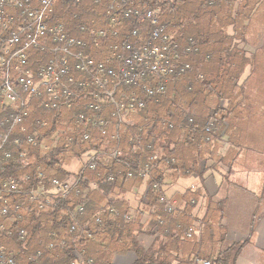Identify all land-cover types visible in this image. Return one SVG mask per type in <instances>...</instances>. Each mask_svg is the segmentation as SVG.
Returning a JSON list of instances; mask_svg holds the SVG:
<instances>
[{
  "label": "trees",
  "instance_id": "obj_1",
  "mask_svg": "<svg viewBox=\"0 0 264 264\" xmlns=\"http://www.w3.org/2000/svg\"><path fill=\"white\" fill-rule=\"evenodd\" d=\"M210 1L181 0L175 11L168 7L165 9L162 21L170 24L169 31L175 39L182 44H186L190 38L198 40V50L188 58L194 69L176 83H170L168 94L158 102L148 98L139 87L135 89L138 96L145 99L146 107L128 117L122 130L119 158L101 160L95 171L87 169V182L83 184L82 192L72 194L54 211L35 209L29 204L17 225L29 232L26 246L21 244L16 233L9 236L0 232V247L13 254L17 262L72 264L78 258L76 249L58 246L51 249L48 244L76 236L70 230V211L84 202V213L79 216L83 223L90 222L93 237L81 239L77 245L85 250L84 256L92 259L94 264H195L197 259L202 258L211 260L212 264H236L248 239L234 242L223 249L227 235V228L223 224L225 201H214L201 187L196 190L188 188L170 197L186 201L185 208L169 213L153 188L154 181L170 184L185 174L197 173L202 180L213 165L227 163L229 157L227 159L226 155L219 154L223 135L229 134L233 146L240 144L244 110L238 108L244 99L248 80L239 83L247 65L253 64L254 60L246 56L237 41H248L252 29L250 18L254 10L247 6L251 0H243L238 9L236 0ZM152 3L153 0L139 1L140 5L149 6ZM105 13V4H99L96 0H83L78 6L59 2L49 24H63L69 34L87 42L85 52L89 56L105 60L112 52L110 46L114 41L108 39L97 46L88 33L93 28L104 27ZM135 27L137 19H124L119 40L137 43V37L132 34ZM141 35L142 40H146L147 31ZM48 60L47 54L35 51L30 67L36 69ZM199 69L204 78L198 80ZM123 90L129 92L133 89L124 87ZM224 99L229 100L226 107L221 106ZM84 106L82 103L74 109L62 107L48 112L39 101H35L31 118L26 123L28 130L33 131L31 125L38 119L47 120L49 126L43 128L42 133L50 145L57 138L58 145L46 149L40 145V140L35 145L23 142L27 157L24 162L13 161L1 169L0 183L13 177L26 188H31L39 184L41 174L48 183L54 177H75L79 173L65 169V164L80 161L82 170L81 161L86 152L111 147L113 106L105 103L103 111L99 113L109 122L107 134L96 129L91 140H85L74 124V114L84 110ZM181 106L189 111L192 123L189 124L183 116ZM4 112L0 109V114ZM212 116L217 120V131L209 141L206 140L204 124ZM21 133L18 130L17 134ZM146 165L154 169L151 179L137 174ZM130 172L135 175L130 177ZM112 173L116 178L110 183L107 177ZM26 176H29L27 181ZM144 184L147 185L145 193L141 195L139 205L134 207L129 193L139 191ZM25 198L13 196L11 204L24 202ZM202 198H205L206 211L201 219L202 225L198 226L201 232L189 236L190 228H197L193 216L194 204ZM143 233L153 238L152 244L136 249V243ZM41 249L44 255L39 262L27 260L29 253Z\"/></svg>",
  "mask_w": 264,
  "mask_h": 264
},
{
  "label": "built area",
  "instance_id": "obj_2",
  "mask_svg": "<svg viewBox=\"0 0 264 264\" xmlns=\"http://www.w3.org/2000/svg\"><path fill=\"white\" fill-rule=\"evenodd\" d=\"M139 1L96 0L99 4H105V25L88 30V33L97 46L108 39L114 41L110 46V56L98 60L85 52L88 46L85 40L69 34L61 23L49 24L59 2L78 6L83 0H0V109L5 111L0 114V170L10 162H24L28 152L23 149V142L35 145L40 140V145L46 149L58 145L57 138L51 145L43 144L45 137L42 130L49 126L47 120L38 119L31 125L33 131L28 130L26 123L31 118L35 101H39L48 112L62 107L74 109L84 103V110L75 113L73 118L76 129L83 133L85 140H91L96 129L107 134L109 122L99 113L103 111L105 103L113 106L111 147L86 152L81 161L82 170L77 176L66 179L54 177L48 183L41 174L39 184L31 188H26L13 177L0 183V232L9 236L16 233L23 246L29 242V232L17 225L29 204L35 209L54 211L72 194L82 192V186L87 182V169L95 171L101 160L119 158L122 130L128 117L146 107L145 99L139 97L135 89L139 87L148 98L158 102L168 94L170 83H176L194 69L187 57L198 50V40L190 38L182 45L169 31L170 24L162 21L165 9L168 7L175 11L181 0H153L149 6L140 5ZM124 19H137V27L132 31L137 43L119 40ZM145 31L148 36L142 40L141 34ZM35 51L47 54L49 60L33 69L30 62ZM202 78L204 75L198 73L197 79ZM124 87H132L133 90L125 92ZM222 102L224 104L225 100ZM182 111L187 122L192 123L189 111L184 107ZM216 121L212 116L205 122L206 140L212 141L216 134ZM18 130L24 133L23 136L22 133L17 134ZM221 138V154L225 156L224 149L231 143L228 135ZM69 139L72 140V137ZM152 171L153 167L146 165L137 174L148 178ZM134 175V172L129 173L130 177ZM115 178L112 173L107 181L112 183ZM27 180L29 176L25 177ZM153 188L167 212L178 211L177 202L170 199L161 182L154 181ZM13 196L26 198L24 202L12 205ZM84 210L83 202L70 211V230L76 233L75 237L48 244L51 249L57 246L76 249L78 258L72 264H94L92 259L84 256L85 250L77 245L81 239L93 237L90 222L83 223L80 219L79 215ZM200 232L201 229L193 227L188 235ZM43 255L41 249L29 253L27 260L36 263ZM0 264L20 263L1 246ZM196 264H212V261L202 258L197 259Z\"/></svg>",
  "mask_w": 264,
  "mask_h": 264
},
{
  "label": "crops",
  "instance_id": "obj_3",
  "mask_svg": "<svg viewBox=\"0 0 264 264\" xmlns=\"http://www.w3.org/2000/svg\"><path fill=\"white\" fill-rule=\"evenodd\" d=\"M243 0H236V8ZM252 7L254 12H264V0H251L248 5ZM264 16V15H263ZM261 27L264 26V17L258 20ZM253 26V25H252ZM231 31V29H229ZM258 38V37H257ZM239 48L246 52L248 58H255V65L258 72L257 76V88L264 89V42L263 39H256L251 42L249 37L248 41L238 40ZM248 64L247 66H251ZM247 88V86H246ZM245 100V99H244ZM247 117L244 116L243 122L246 123ZM246 120V121H245ZM242 122V123H243ZM251 124V122H249ZM253 126V125H252ZM242 131L243 127H242ZM242 131L240 133H242ZM229 137V134H227ZM240 140L241 137L239 136ZM230 139V137H229ZM232 144V139H231ZM241 144V141H240ZM239 144V145H240ZM235 150L228 151V157L231 156V160L228 159L226 164L220 163L218 168H211L208 171L207 177L199 185L195 186L190 184L191 178L196 181V177L193 175L188 177V188H200L204 193H208L214 201H225V217L223 223L228 228L225 242L223 243V249L229 247L234 242H243L248 239L245 247L240 252V256L236 264H264V179L262 172L255 169L253 166H246L248 169L239 166L242 162L243 155L249 150H238L239 146H233ZM227 157V158H228ZM225 170L227 172H225ZM181 183H174L172 185L173 194L180 189ZM185 189V187H183ZM182 189V188H181ZM195 202V201H194ZM202 210L199 208L194 210L196 217L195 224L201 225V219L205 215V198H202ZM200 202V204H201ZM199 204V205H200ZM254 230V234L252 232ZM147 243L145 247H149L152 244L153 238L147 237ZM141 241V238L139 239Z\"/></svg>",
  "mask_w": 264,
  "mask_h": 264
},
{
  "label": "rangeland",
  "instance_id": "obj_4",
  "mask_svg": "<svg viewBox=\"0 0 264 264\" xmlns=\"http://www.w3.org/2000/svg\"><path fill=\"white\" fill-rule=\"evenodd\" d=\"M263 15H264V12H258V10H257L255 12H253V14L250 18L251 25H253V26H252L251 32L248 36H249V39L251 42H253L255 40V38L256 39L262 38L263 42H264V26L261 27L259 22H258L259 18L262 19L264 17ZM182 45H185V44H182ZM193 55L188 56L187 59L192 57ZM253 60H254L253 64L249 67L248 66L246 67V69L243 72V75L240 79V83H239V84H242V82H244L245 79L248 80L247 84H246L247 88L245 87L246 91H245L244 96H243V98L245 100L244 99L242 100V103L240 104L238 109L244 110V116L252 115V117H247L246 120H248V121L245 120L246 123L245 122L242 123L244 131H242V133L239 135L241 137V140H240L241 144L239 145L238 150H243V152L245 153V149H247V150H249V152H248L249 155L247 153H245L243 155L242 162L239 164V166H242V167L248 169L246 166V163H247L248 165L253 166V168H255V169L258 168V171L262 172V174H263L262 178L264 179V89L263 88H257L258 72H257L256 65H255L256 59L254 57H253ZM189 62L191 63V65L193 67V63L191 61H189ZM198 73H202L200 71V69H199ZM262 75H264V74H262ZM237 90H238V87H236L235 91H237ZM228 103H229V100L226 99L224 104H223V102H221V106L226 107V105H228ZM249 122H251V124H249ZM230 143H231V140H230ZM43 144L50 145L48 143V140H46V139L44 140ZM231 145H229L227 149H224L226 156L228 155V151H230V148H232ZM222 146H223V144H222ZM221 148H223V147H221ZM221 148H220L219 154H221ZM234 150L235 149L232 148V151H234ZM231 156H233V155H231ZM231 156L229 155V160L232 159ZM224 164H226V163H224ZM80 166L81 165H80L79 161H73L72 164L71 163H69L68 165L65 164L63 167L65 169L77 174L80 171V168H81ZM208 166H210V163ZM216 166H217L216 164L213 165V169L216 168ZM225 172H227V171L225 170ZM207 174H208V172L205 174V176L202 178V180L200 179V177L198 176L197 173L180 175L178 178L175 179V181H172V182H170V180H171L170 179V180H168V182H170V184L165 183V185H164L165 191H166L167 195L169 196V194L171 195V193H172V185H174V183H181L180 189L177 190L176 192H185V190L188 189V187H187V185L189 183L188 177H191L194 175L197 179H196V181H194V179L191 178L192 182L190 184L193 183L192 185L195 184V186H197V185H199V183H201L205 180V178L207 177ZM153 175H154V169L152 171L151 176H153ZM151 176H149L147 179H151ZM146 187H147V185L144 184V186H142L139 191H136L133 194L129 193V195H132V196H129V198H130V200H132L131 202H132V205L134 207H137L139 205V203H140L139 199L141 198V195L143 196V193H145ZM183 187H185V189ZM196 189L197 188H195V190ZM170 199H173V198H170ZM173 200H175L178 204V211L180 209L185 208L186 203H187L186 201L185 202L179 201L175 198ZM200 202L197 201V203H195L194 205H195V209L199 208V210L201 211L203 204H202V202L200 204ZM224 212H225V208H224ZM172 213H174V212H172ZM193 216L195 217L194 213H193ZM195 219H196V217H195ZM201 225H202V222H201ZM198 226L199 225H197V229H198ZM224 227H225V225H224ZM227 232H228V228H227ZM147 237H150V236L147 235L146 233H143L141 235V237H140L141 241L139 240V242L136 243V249H141L143 247V245L145 246V243H147V240H148ZM150 246H151V244H150ZM195 264H196V262H195Z\"/></svg>",
  "mask_w": 264,
  "mask_h": 264
}]
</instances>
